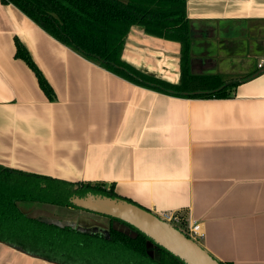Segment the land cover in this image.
<instances>
[{"label": "crops", "instance_id": "crops-1", "mask_svg": "<svg viewBox=\"0 0 264 264\" xmlns=\"http://www.w3.org/2000/svg\"><path fill=\"white\" fill-rule=\"evenodd\" d=\"M187 16L193 75L252 76L229 97L188 98L133 83L0 0V165L114 185L156 214L200 221L199 242L223 263L264 264V0H187ZM17 40L53 100L16 56ZM181 51L180 41L133 25L122 59L180 84ZM18 206L33 218L107 232L103 217L73 206ZM0 264L58 263L0 241Z\"/></svg>", "mask_w": 264, "mask_h": 264}, {"label": "trees", "instance_id": "trees-1", "mask_svg": "<svg viewBox=\"0 0 264 264\" xmlns=\"http://www.w3.org/2000/svg\"><path fill=\"white\" fill-rule=\"evenodd\" d=\"M2 2L16 5L48 33L87 59L144 87L188 98L229 97L237 85L252 77L225 80L217 74L196 76L191 73L187 0ZM133 25L143 26L149 34L181 42L180 84L145 74L122 59L126 37ZM16 56L34 70L40 87L53 100L55 92L51 84L19 40ZM88 192L122 197L116 193L114 185L70 182L0 165V241L58 264H185L133 226L135 234L114 227L107 232L83 229L30 217L18 206L22 200L74 206L71 198ZM151 243L156 250L154 253Z\"/></svg>", "mask_w": 264, "mask_h": 264}, {"label": "water", "instance_id": "water-1", "mask_svg": "<svg viewBox=\"0 0 264 264\" xmlns=\"http://www.w3.org/2000/svg\"><path fill=\"white\" fill-rule=\"evenodd\" d=\"M73 207L133 226L185 264H222L198 240L149 209L122 197L88 192L71 198ZM152 244V243H151Z\"/></svg>", "mask_w": 264, "mask_h": 264}, {"label": "built area", "instance_id": "built-area-1", "mask_svg": "<svg viewBox=\"0 0 264 264\" xmlns=\"http://www.w3.org/2000/svg\"><path fill=\"white\" fill-rule=\"evenodd\" d=\"M264 66V60L259 64V67ZM162 219L174 224L179 227L182 225V230L187 233L190 237L199 241L203 236L202 224L200 221L194 220L186 223L185 218L179 212L165 211L162 214H158ZM180 228V227H179Z\"/></svg>", "mask_w": 264, "mask_h": 264}, {"label": "rangeland", "instance_id": "rangeland-1", "mask_svg": "<svg viewBox=\"0 0 264 264\" xmlns=\"http://www.w3.org/2000/svg\"><path fill=\"white\" fill-rule=\"evenodd\" d=\"M82 212H85V213H87V214H93V215H97V214H94V213H92V212H88V211H82ZM107 218H109V217H107ZM98 223V222H97ZM99 224V223H98ZM101 224V223H100ZM113 224H114V226L116 227V228H118V229H120V230H122V231H124V232H130V233H134V231H133V229L131 228V226L130 225H128V224H126V223H124V222H121V221H119V220H116V219H114L113 220ZM179 227L182 229L183 228V226L182 225H179ZM135 234V233H134Z\"/></svg>", "mask_w": 264, "mask_h": 264}, {"label": "flooded vegetation", "instance_id": "flooded-vegetation-1", "mask_svg": "<svg viewBox=\"0 0 264 264\" xmlns=\"http://www.w3.org/2000/svg\"><path fill=\"white\" fill-rule=\"evenodd\" d=\"M84 211V210H83ZM93 216H95V215H93ZM96 216H101V217H103L102 219H100L101 221V223H103L104 224V226L105 227H107L106 229L107 230H109L111 227H114V228H116L115 226H114V224H113V220L114 219H111L110 217L109 218H107L106 216H102V215H96ZM118 229V228H117ZM103 232V231H102ZM130 233V232H129ZM130 234H133V233H130ZM154 247V246H153ZM153 250V253L156 251L155 250V247L152 249Z\"/></svg>", "mask_w": 264, "mask_h": 264}]
</instances>
